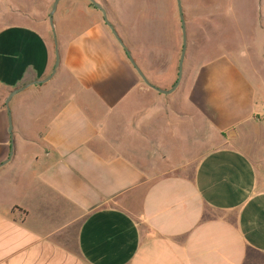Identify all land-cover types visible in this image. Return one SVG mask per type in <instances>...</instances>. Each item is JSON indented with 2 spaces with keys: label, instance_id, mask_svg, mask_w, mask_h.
I'll return each mask as SVG.
<instances>
[{
  "label": "crops",
  "instance_id": "0c3cea01",
  "mask_svg": "<svg viewBox=\"0 0 264 264\" xmlns=\"http://www.w3.org/2000/svg\"><path fill=\"white\" fill-rule=\"evenodd\" d=\"M14 1L53 6L52 0ZM90 2L58 3L54 21L61 60L46 83L31 84L53 71L55 46L47 36L26 24L0 27V163L11 151L3 95L31 84L23 91L31 88L51 99L63 118L91 121L82 136L91 132L97 148L122 143L132 153L157 152L162 165L151 172L148 161L140 166L123 153L105 158L78 153L74 160L31 157L36 139L27 133L29 115L11 107L14 152L0 166V264H264V128L253 120V82L232 59L218 54L185 64L181 87L158 92L141 79ZM99 3L124 38L129 13L138 20L150 8L164 13L161 0ZM212 17L214 28L218 19ZM142 70L152 83L170 89L152 80V69L143 65ZM87 101L92 115L85 112ZM138 103L147 105L135 111L141 124L125 114L124 140L123 119L110 112ZM78 145V152L84 151V140ZM55 152L46 148L44 156Z\"/></svg>",
  "mask_w": 264,
  "mask_h": 264
},
{
  "label": "rangeland",
  "instance_id": "374dc122",
  "mask_svg": "<svg viewBox=\"0 0 264 264\" xmlns=\"http://www.w3.org/2000/svg\"><path fill=\"white\" fill-rule=\"evenodd\" d=\"M54 1L52 0L50 3L53 4ZM161 1L164 3L163 14L160 9L158 13L157 9L150 8L148 13L142 14V18L138 20L129 13L126 16L127 36L126 38L120 36L131 50L141 69L143 65L152 69L150 73L152 80L162 82L168 88H171L178 79L183 35L177 0ZM48 2L46 1V3ZM98 2H102V0ZM35 3L43 4L44 0H36ZM184 3L190 16V41L185 56L184 70L185 64L205 62L218 56V54L232 59L238 67L244 70L248 79L253 82L256 91L257 110L253 120L256 122L257 127L260 125L264 128V0H185ZM216 3L219 5L218 8L215 7ZM51 10L52 6L26 7L18 1L0 0V27L12 23L30 25L44 33L54 48V35L49 22ZM215 15L218 19L216 21L218 28L212 26V16ZM135 20H137L136 23ZM212 32L215 35L211 34L210 38H206V35ZM244 38L246 39L244 40ZM243 42H247L248 45ZM243 46L247 49H244ZM185 78V71H183L179 87H181ZM7 95L5 93L4 98ZM82 95L83 93H79L77 96L80 98ZM66 98L63 97L61 102L65 103ZM93 102L98 104V100ZM84 103L88 104L85 106L88 111L85 112L92 115L90 102ZM16 105L29 115L26 117L28 122L26 129L29 131L27 133L36 139V147L29 149L32 152L29 153L31 157L34 156V153H37L41 159L51 160L57 157H65L67 160H74L78 158V153H86L81 154L86 158L89 155H94V152H98L100 158H105L110 154L112 156L114 153L116 156H121L123 153V157L127 161L140 166L148 161L151 172H157L162 165L157 152L149 154L134 150L132 153L129 147L127 149L120 142V144H117L119 147L116 145V149H107L101 145L97 148L95 140L90 138L91 132H87L85 136H82V132L85 130L83 126L89 125L91 121L88 123L78 116L68 117L66 115L63 118L62 111H57L58 108L51 99L33 94L31 88L21 92L14 98L10 106L13 109ZM120 106H122L119 110L121 113L114 111L110 113L115 115L113 117L123 119L121 134L125 140L128 132L124 128L126 127L124 119H126V116L128 119L134 118L136 125L140 126L141 122L138 119L141 113L137 114L136 112L147 108V105L138 103L133 106ZM129 107L133 109L130 110ZM151 109L149 111L152 112ZM89 127L90 125L86 129ZM257 127L256 138L260 135ZM37 135H41L40 139L36 137ZM47 135L50 137V141L46 140ZM123 139L121 140L123 141ZM83 140L85 143L84 151L78 152V142ZM46 148L54 149L55 154L50 158H45L44 151ZM172 154L177 157L179 152L173 149ZM31 157H28V159Z\"/></svg>",
  "mask_w": 264,
  "mask_h": 264
},
{
  "label": "water",
  "instance_id": "95a60500",
  "mask_svg": "<svg viewBox=\"0 0 264 264\" xmlns=\"http://www.w3.org/2000/svg\"><path fill=\"white\" fill-rule=\"evenodd\" d=\"M60 1L61 0H55L54 1L53 6H52V10H51L50 15H49V22H50L51 28L53 30V35H54L55 53H56V60H55L53 71H52L51 75H49L48 77H46L44 79H41V80H36L33 83H31V84H42V83L48 82L53 77V75L56 73V70H57V68H58V66L60 64L61 54H60V50H59L58 38H57L56 29H55V23H54V14H55V12L57 10L58 3ZM90 1L93 3V5L96 8H98L103 13L104 20H105L106 24L109 26V28L111 29L113 35L116 37V39L118 40L120 45L125 50V52H126V54L128 56V59L130 60L132 65L135 67V69L137 70L138 74L143 79V81L148 86H150L151 88L155 89L158 92L164 93V94H170L173 91H175L179 87V85L181 83V80H182V77H183V67H184V61H185L186 50H187V27H186V19H185V14H184L182 0H177V4H178V10H179V15H180V20H181V28H182V35H183V46H182L180 60H179L178 79H177L175 84L170 89H164V88L158 87L157 85H155L154 83H152L148 79V77L146 76L144 71L141 69V67L138 65V63L134 59L131 50L129 49V47L127 46L125 41L120 36V34L117 31L116 27L110 21V19L108 17V13H107L105 7L102 6L96 0H90ZM31 84H28V85H25V86H22V87H18L16 89L11 90L9 92V94L7 95L6 99H5V105H6L7 112H8V122H9L8 131H9L10 136H11V140H10L11 151H10V157L6 161H3L2 163H0V166H2L4 163H6L8 160H10V158L12 157L13 152H14V144H15V140H14V122H13V114H12V109H11V106H10V102H11V100L13 99V97L15 95H17L18 93L22 92L24 89H26Z\"/></svg>",
  "mask_w": 264,
  "mask_h": 264
},
{
  "label": "trees",
  "instance_id": "16d2710c",
  "mask_svg": "<svg viewBox=\"0 0 264 264\" xmlns=\"http://www.w3.org/2000/svg\"><path fill=\"white\" fill-rule=\"evenodd\" d=\"M90 4L93 6V3L92 2H90ZM125 51V50H124ZM127 55V54H126Z\"/></svg>",
  "mask_w": 264,
  "mask_h": 264
}]
</instances>
